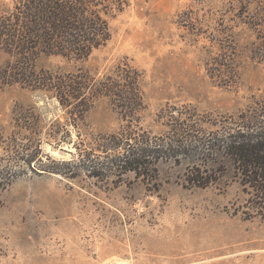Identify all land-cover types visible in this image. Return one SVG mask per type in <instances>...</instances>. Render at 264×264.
<instances>
[{
    "label": "rangeland",
    "instance_id": "374dc122",
    "mask_svg": "<svg viewBox=\"0 0 264 264\" xmlns=\"http://www.w3.org/2000/svg\"><path fill=\"white\" fill-rule=\"evenodd\" d=\"M129 1L110 20L111 38L86 59L42 55L37 66L102 75L128 63L141 79L135 115L102 98L63 130L55 97L0 85V169L17 171L0 189V264H264V207L256 209L223 156L201 161L189 139L175 142L216 137L245 109L264 113V28L245 25L250 17L231 0ZM11 5L0 0V11ZM222 38L233 46L226 60ZM19 110L39 118L42 140L29 163L9 150L19 141ZM142 137L189 156L157 161V181L123 171L121 146L136 148ZM63 160L64 173L46 170ZM193 166L228 172L199 187L185 179Z\"/></svg>",
    "mask_w": 264,
    "mask_h": 264
},
{
    "label": "trees",
    "instance_id": "16d2710c",
    "mask_svg": "<svg viewBox=\"0 0 264 264\" xmlns=\"http://www.w3.org/2000/svg\"><path fill=\"white\" fill-rule=\"evenodd\" d=\"M231 2L237 3L242 14L250 17V22L243 21L245 25L253 29L264 28V0ZM129 3V0H12L11 6L0 11V85H19L55 97L65 110V123H60L63 130L64 124L72 122L75 125L77 120L83 119L86 112L102 98H107L122 115H135L142 102L141 79L140 72L128 63H118L102 75L82 66L55 70L37 66V60L42 55L86 59L111 38L110 20ZM221 33L223 37L224 31ZM218 43V55L224 60L230 58L227 52L233 46H228L223 38ZM233 44L236 45L235 42ZM260 45L261 55H264V36H260ZM232 119L233 126L217 132L219 135L216 137L193 133L189 134V138L184 136V140L175 142L184 144L189 139L184 145L195 149L191 156L201 161L223 156L230 162L231 172L240 185L250 194L249 200L255 203L256 209L263 208L264 113L245 109L239 117ZM13 120L20 129L19 141L27 139L30 143L27 145L16 139L9 150L17 147L15 151L26 156L25 160L29 163L33 150L42 140L41 130L36 125L39 118L33 111L19 110L15 111ZM60 140L59 137L55 139ZM133 147L127 141L121 146L123 150L117 158L122 170L134 171L138 177L148 181H157L155 164L160 159L178 161L179 157L189 156L173 148H161L143 137L138 146ZM80 151L82 155L86 152L85 148ZM57 165L58 168L46 170L64 173L60 167L68 168L69 162L63 160ZM16 172L7 167L0 169V189L17 177ZM227 172L224 167L193 166L185 174V179L190 185L206 187L216 184Z\"/></svg>",
    "mask_w": 264,
    "mask_h": 264
},
{
    "label": "built area",
    "instance_id": "2783aa9c",
    "mask_svg": "<svg viewBox=\"0 0 264 264\" xmlns=\"http://www.w3.org/2000/svg\"><path fill=\"white\" fill-rule=\"evenodd\" d=\"M108 264H113V263H108Z\"/></svg>",
    "mask_w": 264,
    "mask_h": 264
}]
</instances>
